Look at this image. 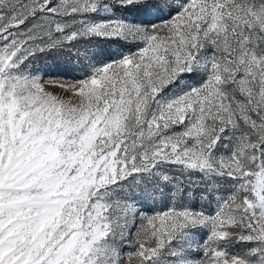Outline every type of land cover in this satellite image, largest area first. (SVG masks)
Returning a JSON list of instances; mask_svg holds the SVG:
<instances>
[{"label":"snow or ice","instance_id":"snow-or-ice-1","mask_svg":"<svg viewBox=\"0 0 264 264\" xmlns=\"http://www.w3.org/2000/svg\"><path fill=\"white\" fill-rule=\"evenodd\" d=\"M0 264H264V0H0Z\"/></svg>","mask_w":264,"mask_h":264}]
</instances>
